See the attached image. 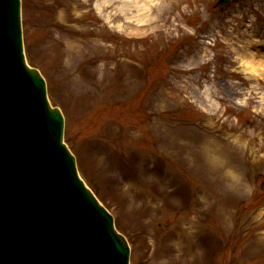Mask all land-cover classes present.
Here are the masks:
<instances>
[{
  "label": "rangeland",
  "instance_id": "obj_1",
  "mask_svg": "<svg viewBox=\"0 0 264 264\" xmlns=\"http://www.w3.org/2000/svg\"><path fill=\"white\" fill-rule=\"evenodd\" d=\"M217 2L23 0L29 65L131 264H264V0Z\"/></svg>",
  "mask_w": 264,
  "mask_h": 264
},
{
  "label": "water",
  "instance_id": "obj_2",
  "mask_svg": "<svg viewBox=\"0 0 264 264\" xmlns=\"http://www.w3.org/2000/svg\"><path fill=\"white\" fill-rule=\"evenodd\" d=\"M129 260L126 238L79 176L45 80L26 61L21 1L0 0V264Z\"/></svg>",
  "mask_w": 264,
  "mask_h": 264
},
{
  "label": "bare ground",
  "instance_id": "obj_3",
  "mask_svg": "<svg viewBox=\"0 0 264 264\" xmlns=\"http://www.w3.org/2000/svg\"><path fill=\"white\" fill-rule=\"evenodd\" d=\"M216 147H218L217 149L219 150L218 153L216 151V154H218V156L220 158H216L215 156H212V158L216 161V165H217V171L220 172L219 173V176L222 177V178H225L226 177V173H229V171H227L228 169H234L235 168V165H234V162L232 161V158L231 156H222L223 153V147L220 146V145H216ZM220 187H218V189L216 190V195L214 196V204L213 206H219V209H222V201H223V198L221 196V192H220ZM262 215V214H261ZM222 221L224 222V219H222ZM44 236L45 237H49V233H44ZM46 245V244H44ZM51 247V245H50ZM52 249V248H51ZM50 249L49 252H44L42 251H39V256L46 259L48 258L49 256H52V250ZM55 261L57 260V257H55L54 259ZM102 260V259H101Z\"/></svg>",
  "mask_w": 264,
  "mask_h": 264
}]
</instances>
